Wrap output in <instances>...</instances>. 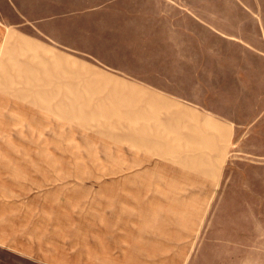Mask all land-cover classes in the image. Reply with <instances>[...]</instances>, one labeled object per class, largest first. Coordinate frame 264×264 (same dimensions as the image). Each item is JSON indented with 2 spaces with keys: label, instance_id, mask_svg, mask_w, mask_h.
<instances>
[{
  "label": "rangeland",
  "instance_id": "obj_1",
  "mask_svg": "<svg viewBox=\"0 0 264 264\" xmlns=\"http://www.w3.org/2000/svg\"><path fill=\"white\" fill-rule=\"evenodd\" d=\"M112 2L0 0V264H264V0Z\"/></svg>",
  "mask_w": 264,
  "mask_h": 264
},
{
  "label": "crops",
  "instance_id": "obj_2",
  "mask_svg": "<svg viewBox=\"0 0 264 264\" xmlns=\"http://www.w3.org/2000/svg\"><path fill=\"white\" fill-rule=\"evenodd\" d=\"M37 1H63V0H37ZM105 1H113L112 5L108 4L107 6L113 8L112 11H118L119 14H125L126 16H132L134 15V13L131 12V9L129 8H124V4H126L127 1H131V0H105ZM136 1V0H134ZM139 1V0H137ZM107 6H104V11L106 9ZM141 8H135L132 11H140ZM11 11H19V10H11ZM62 11V10H61ZM69 11H74V10H69ZM86 11V10H83ZM90 11H94V10H90ZM183 13V11H167L166 14H164V16H172L175 13L178 15L180 13ZM212 15L216 16L218 15V18L221 16V14H217L216 11H212ZM215 21H217L216 19L213 22V31L215 32L216 28L215 27ZM263 28H264V22L262 24ZM184 30H180L177 27H173L171 29V36L168 37L166 44L167 46L170 48H172V52L173 54L171 55L174 59L175 58H181L180 61L182 63H189L191 62V60L188 57V54L185 52V50L189 47H193L194 49H198L199 51H201L202 56H203V50H201L202 48H207V47H211V46H215V44H206L204 43V41H206L207 39H213V41L216 40V35H212L211 30H203L202 34L200 35L202 41L199 42V37H197L196 43L195 44H190L186 41L187 39V35L184 33ZM52 38H54L57 42L59 41L58 37H54V35H52ZM60 45H63L65 47H73V43L71 42H60ZM179 49H181L182 51H178ZM251 58V57H250ZM249 58V59H250ZM173 59V60H174ZM261 60L260 64L262 65V68L264 70V57H260L259 58ZM251 60H254L253 58H251ZM200 62H206L205 59H201ZM261 68V69H262ZM255 70H260L259 68H255ZM261 87H249V114L253 113L254 111L259 112V114L256 116V118H254V116H252V119L249 120V128L256 126L258 128H264V78L262 79L261 83H260ZM255 97V98H254ZM235 252L238 254H244L246 256L245 259H235V264H250L249 262V248H241L235 249Z\"/></svg>",
  "mask_w": 264,
  "mask_h": 264
}]
</instances>
